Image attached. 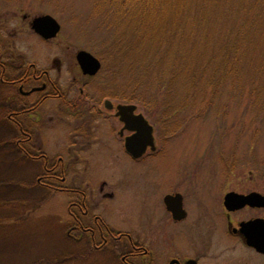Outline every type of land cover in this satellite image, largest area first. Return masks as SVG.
Segmentation results:
<instances>
[{"label": "rangeland", "instance_id": "rangeland-1", "mask_svg": "<svg viewBox=\"0 0 264 264\" xmlns=\"http://www.w3.org/2000/svg\"><path fill=\"white\" fill-rule=\"evenodd\" d=\"M115 1L0 0V11L26 9L31 16L46 13L61 27L52 45L32 33L18 32L12 39L5 36L6 47L12 40L18 54L24 53L26 60L38 65L47 63L50 54L49 59L62 58L59 39L68 46V61L77 50L89 52L101 63L92 91L100 93V98L136 105L154 129L159 151L148 155L151 158L137 164L123 157L114 166L102 160L104 168L95 157V148L90 149L83 155L82 179L76 183L95 189V178L112 182L115 199L98 207L112 229H132L136 236L146 238L149 231L144 232L143 227L158 226L163 233L176 234L173 241L182 251L206 248L213 254L227 257L233 253L249 258L250 264H264V258L252 251L227 244L225 220L219 214L225 191L264 194V112L258 109L260 103L250 104L251 97L237 90L230 92L228 87L216 93L202 92L201 87L169 91L162 83L164 78L160 85H152L151 77L161 68L157 72L154 58L150 68L142 64L147 51L158 48L144 44L133 10L121 11ZM4 13L0 12V25L4 24L6 34L16 25L9 20L10 14ZM157 20L162 18H155V23ZM55 126L41 130L43 148L50 153L61 149L50 140L62 136L61 125ZM14 151L0 142V264H95V251L87 250L88 244L69 242L59 232L63 231L70 195L57 192L47 197L40 209L44 215L38 220L37 213L33 219L24 212L38 200L14 193V189L27 193L28 185H34L26 179L31 164L17 161ZM67 180L73 182L71 177ZM175 186L186 196L188 219L182 224H167L162 195ZM255 213L264 214L242 211L233 219L239 221Z\"/></svg>", "mask_w": 264, "mask_h": 264}, {"label": "flooded vegetation", "instance_id": "flooded-vegetation-1", "mask_svg": "<svg viewBox=\"0 0 264 264\" xmlns=\"http://www.w3.org/2000/svg\"><path fill=\"white\" fill-rule=\"evenodd\" d=\"M3 10L0 12L10 14L9 20H12L16 27L5 34L4 24L0 25L1 141L5 146L15 150L17 161L31 164L30 170L34 171L33 184L36 189L44 190L46 199L57 192L70 195L65 204L66 219L61 226L67 240L77 244L80 242L88 244L87 250L95 251V264H250L249 258L243 255L235 256L233 253L225 257L224 253L213 254L206 248L194 252L182 251L175 240L173 241L176 234L163 233L158 226L143 227L144 232L149 231L146 238L136 236L132 229H112L100 214L98 207L100 203L115 199L114 187L112 182L104 177L95 178V189H90L89 185L83 183H76L82 179L79 171L81 172L83 167V155L95 148V157L102 165L107 163L114 166L115 161L123 157L138 164L151 158L148 155L158 153L157 141L154 137V150L147 147L139 158L130 157L125 150V139L133 132L125 128L117 116L116 109V105L124 103H118L107 96L100 98V93L92 91L101 66L96 74L83 73L75 58L80 50L72 53L68 61L66 58L69 56L68 46L64 44L63 39H59L57 43L62 58L49 59L50 54L47 63L43 65H38L35 61L29 62L24 53L18 54L13 47L12 36L18 32L32 33L41 41L51 44L60 34L61 27L54 37L45 39L30 28L35 18L47 15L46 13L31 16L26 9ZM6 35H11V44L7 47L4 44ZM134 114L145 116L137 108ZM55 125H61L62 136L50 140L60 145L61 149L50 153L43 148L41 130L47 131L45 126L52 130L57 127ZM110 146L117 147V150L114 152ZM70 177L72 183L67 180ZM88 189L91 191L87 193ZM228 192L243 195L251 193L228 190L223 192L222 202ZM73 194L77 195V198H74ZM176 194L180 196L184 214L181 219L172 216V212L164 203L166 196ZM183 194L175 186L162 195L167 224H182L188 219L186 196ZM176 205L171 206L176 208ZM221 206L219 214L225 220V234L230 239L227 244L242 247L264 258L263 254L256 253L254 249L246 246L239 234L234 232V229H239V223L256 218L264 219V214L261 216L255 213L239 221L233 219L239 212H264V208L244 206L238 210L227 211L223 203Z\"/></svg>", "mask_w": 264, "mask_h": 264}, {"label": "trees", "instance_id": "trees-1", "mask_svg": "<svg viewBox=\"0 0 264 264\" xmlns=\"http://www.w3.org/2000/svg\"><path fill=\"white\" fill-rule=\"evenodd\" d=\"M113 4L121 11L133 10L144 44L158 48L148 50L142 64L150 68L154 58L157 72L161 68L151 77L152 85H160L164 78L169 91L201 87L202 92L216 93L228 87L251 97L250 104L258 101L264 112V0H117ZM157 17L162 20L155 23ZM147 86L150 89L151 83Z\"/></svg>", "mask_w": 264, "mask_h": 264}, {"label": "water", "instance_id": "water-1", "mask_svg": "<svg viewBox=\"0 0 264 264\" xmlns=\"http://www.w3.org/2000/svg\"><path fill=\"white\" fill-rule=\"evenodd\" d=\"M35 33L43 38L54 37L59 31V24L57 21L48 15L37 17L33 20L31 28ZM76 60L85 74H96L100 69L99 60L91 56L89 52L80 50L76 54ZM134 104H119L116 105L117 116L120 121L124 123L125 128L132 131L133 134L125 139V150L133 158L142 156L147 147L151 150L155 149L153 127L141 114H134L136 110ZM164 203L172 212V216L177 219L184 217L183 210L180 205V196H166ZM223 205L227 211H234L243 208L244 206L264 208V195L251 192L249 194H237L228 192L224 196ZM177 204L176 208L171 205ZM180 205V206H179ZM179 211V213H178ZM239 229H234L242 238L243 243L254 249L256 253L264 255V219L256 218L249 221L239 223Z\"/></svg>", "mask_w": 264, "mask_h": 264}, {"label": "crops", "instance_id": "crops-1", "mask_svg": "<svg viewBox=\"0 0 264 264\" xmlns=\"http://www.w3.org/2000/svg\"><path fill=\"white\" fill-rule=\"evenodd\" d=\"M23 163V162H22ZM23 165H25V163H23ZM32 170H30L29 172H30V174H29V177H26L27 176V174H25L24 175V177H26V179L27 180H32V184L34 183L33 181H34V175H33V177H32V172H31ZM17 178V177H16ZM19 179V178H18ZM19 182V181H18ZM23 185H25V184H23ZM28 187H29V189H28V192L27 193H20L19 191H16L15 189H14V193L15 194H17L18 196H21V197H25V198H27V197H29V196H33V197H35V199H37L38 201L36 202V204H34L32 207L31 206H29L28 205V207H27V209H25L24 210V212L25 213H27L31 218H33V219H35L34 217H33V214L34 213H37L38 214V217L36 218V220H38L39 219V217H40V215H44V213L42 212V210H40V209H42V207L44 206V204H45V200H46V196H45V192H43L44 190L43 189H40V188H37L36 189V186H34V185H28ZM36 207V208H35ZM42 213V214H41ZM51 218L53 219V217L51 216ZM44 221V220H43ZM8 224L10 223V222H7ZM49 223L51 224L52 222L51 221H49ZM7 224V225H8ZM43 226H45L44 224H43ZM47 226H49V224H47ZM64 231V230H63ZM63 231H59L60 233L62 232L63 233V235H64V232ZM59 233V236L60 237H63L61 234ZM64 237H65V235H64Z\"/></svg>", "mask_w": 264, "mask_h": 264}]
</instances>
